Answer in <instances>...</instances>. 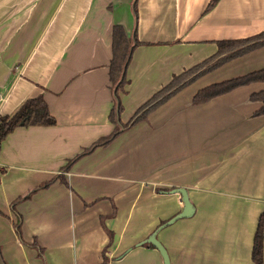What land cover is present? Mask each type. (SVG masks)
Segmentation results:
<instances>
[{
  "label": "crops",
  "instance_id": "obj_1",
  "mask_svg": "<svg viewBox=\"0 0 264 264\" xmlns=\"http://www.w3.org/2000/svg\"><path fill=\"white\" fill-rule=\"evenodd\" d=\"M0 0V117L44 97L54 127L18 128L0 153V264H253L264 213V84L195 105L199 91L264 70V48L198 80L106 146L115 127L113 29L142 45L123 125L218 44L264 33V0ZM137 6L138 15H135ZM197 85V88L192 89ZM72 162V164H70ZM112 234V239L109 234Z\"/></svg>",
  "mask_w": 264,
  "mask_h": 264
},
{
  "label": "trees",
  "instance_id": "obj_2",
  "mask_svg": "<svg viewBox=\"0 0 264 264\" xmlns=\"http://www.w3.org/2000/svg\"><path fill=\"white\" fill-rule=\"evenodd\" d=\"M219 1L220 0H213L209 7V11H211ZM135 15L136 17L138 15L137 6H135ZM141 45L142 44L137 41V37L133 39L129 38L124 28L121 26L114 27L113 60L109 69L115 100L109 121L115 127V131L111 137L99 143L100 146L108 145L124 131L147 120L153 112L170 101L178 93L196 83L199 79L204 78L238 58L264 48V33L244 41L219 43L216 55L192 69L185 71L183 74L175 76L165 88L155 94V96L135 114L133 117L134 119L127 126L123 125L121 122L124 107L120 97L126 93V88L130 84L127 79V70L132 60L133 53L135 49ZM253 84H264V70L202 89L195 96L193 103L195 105L206 104L237 89ZM251 101L261 105L256 116L264 117V91L254 94L251 97ZM56 124V119L51 115L49 106L44 97L28 101L14 116L0 117V153L5 140L18 128L54 127ZM70 164H72V162H70ZM108 234L112 239V234ZM147 245L155 249L152 245ZM252 262L253 264H264V213L261 215L258 223L252 252Z\"/></svg>",
  "mask_w": 264,
  "mask_h": 264
},
{
  "label": "water",
  "instance_id": "obj_3",
  "mask_svg": "<svg viewBox=\"0 0 264 264\" xmlns=\"http://www.w3.org/2000/svg\"><path fill=\"white\" fill-rule=\"evenodd\" d=\"M170 194L171 195H178L181 197L182 203L184 205L183 211L179 215H177L175 218H173L169 222H167V223L163 224L161 227H159L158 230L156 232H154L152 234V236L145 243L140 245V246H143L145 244L152 245L161 254V257L163 258L164 264H171V262H170V258H169V255H168L166 249L161 245V243L159 242V240L157 238L158 234L162 230L174 225L178 221L185 220V219H191L195 215V208L190 201L189 193L187 190L177 189V190L171 191Z\"/></svg>",
  "mask_w": 264,
  "mask_h": 264
},
{
  "label": "rangeland",
  "instance_id": "obj_4",
  "mask_svg": "<svg viewBox=\"0 0 264 264\" xmlns=\"http://www.w3.org/2000/svg\"><path fill=\"white\" fill-rule=\"evenodd\" d=\"M202 79V78H201ZM200 80V79H199ZM204 80V79H203ZM203 80H201V81H199L198 83H195V84H197V85H199V87L200 86H202V84H204L205 83V81H203ZM194 84V85H195ZM197 85L192 89V91L194 90V89H196L197 88Z\"/></svg>",
  "mask_w": 264,
  "mask_h": 264
},
{
  "label": "built area",
  "instance_id": "obj_5",
  "mask_svg": "<svg viewBox=\"0 0 264 264\" xmlns=\"http://www.w3.org/2000/svg\"><path fill=\"white\" fill-rule=\"evenodd\" d=\"M1 100H3V99H2L1 96H0V101H1Z\"/></svg>",
  "mask_w": 264,
  "mask_h": 264
}]
</instances>
